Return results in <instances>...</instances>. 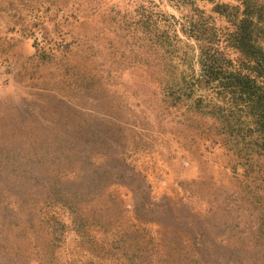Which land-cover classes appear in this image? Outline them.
Instances as JSON below:
<instances>
[{"label": "rangeland", "instance_id": "1", "mask_svg": "<svg viewBox=\"0 0 264 264\" xmlns=\"http://www.w3.org/2000/svg\"><path fill=\"white\" fill-rule=\"evenodd\" d=\"M243 10L0 0V264H264V161L175 95Z\"/></svg>", "mask_w": 264, "mask_h": 264}, {"label": "trees", "instance_id": "2", "mask_svg": "<svg viewBox=\"0 0 264 264\" xmlns=\"http://www.w3.org/2000/svg\"><path fill=\"white\" fill-rule=\"evenodd\" d=\"M243 1L232 32L221 33L202 21L192 26L191 37L199 42L200 78L180 75L175 95L212 118V129L225 137L226 149L249 164L256 157L264 161V0ZM174 37L166 38L170 47L177 46Z\"/></svg>", "mask_w": 264, "mask_h": 264}]
</instances>
